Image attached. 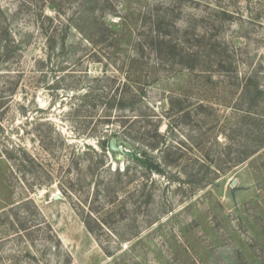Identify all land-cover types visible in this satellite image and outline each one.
<instances>
[{
	"label": "rangeland",
	"instance_id": "374dc122",
	"mask_svg": "<svg viewBox=\"0 0 264 264\" xmlns=\"http://www.w3.org/2000/svg\"><path fill=\"white\" fill-rule=\"evenodd\" d=\"M0 53V264H264V0H0Z\"/></svg>",
	"mask_w": 264,
	"mask_h": 264
},
{
	"label": "trees",
	"instance_id": "16d2710c",
	"mask_svg": "<svg viewBox=\"0 0 264 264\" xmlns=\"http://www.w3.org/2000/svg\"><path fill=\"white\" fill-rule=\"evenodd\" d=\"M90 41H92V44L97 43L95 40H91L90 39ZM174 47H175L174 45H170L169 44V48L170 49H173ZM136 53H137V51H136ZM0 55H1V53H0ZM131 97L133 98V101H135V102H140L141 101L140 103H145L146 107H149V101H147L145 92H144V90L142 88H140V90L138 88H136L135 92L131 93ZM115 98H116V95H114L113 101H116V100H114ZM123 100H124V94H121V93L118 94L117 101L120 104L117 107L119 109H123L125 107L123 105ZM183 100H186V98H183L181 100V99H177L176 97L173 98L172 96H168L169 110L172 113H176V114H179V115L183 116L184 118H187L188 116H190V113H191V110L188 108L189 106H185V107L182 106V105L176 106L177 103H181V102H183ZM135 102H132V104H131L129 109L134 110V109L137 108ZM140 103H138V105ZM197 104H198V108H200V109H204L205 108V106L203 105V102H199ZM152 111L154 113L153 121L156 122L154 126H155V130L157 131L158 124L160 123V117L158 116V114H155L154 109H152ZM199 115L201 116V113H199ZM107 117L108 118H106V122H111V116L108 115ZM122 123H123V121H122ZM110 139H111L110 137H106L103 140L99 141L100 142L99 144H100V146H101V148L103 150H105L106 148L110 149V146H109ZM244 157L238 158L236 164L241 162L243 159H245ZM126 172L127 171H124V173H121L120 171L115 169L114 173H110L111 175L117 176L118 178L115 181L113 179L108 180V182L105 184L103 189H105V191L107 192L108 196L110 195V191L113 188L116 187L117 182H121L120 177L126 175L127 174ZM69 183L70 184H69V186H67L68 188H66V192L70 193V194H72L73 192L76 193L77 190L75 189L74 184L71 181H69Z\"/></svg>",
	"mask_w": 264,
	"mask_h": 264
},
{
	"label": "water",
	"instance_id": "95a60500",
	"mask_svg": "<svg viewBox=\"0 0 264 264\" xmlns=\"http://www.w3.org/2000/svg\"><path fill=\"white\" fill-rule=\"evenodd\" d=\"M109 146H110V149H111V150H115V149H117V147H116V141H115L114 138H111V139H110Z\"/></svg>",
	"mask_w": 264,
	"mask_h": 264
}]
</instances>
